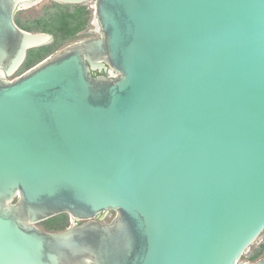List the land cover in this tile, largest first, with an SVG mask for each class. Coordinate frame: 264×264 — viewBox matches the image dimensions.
I'll list each match as a JSON object with an SVG mask.
<instances>
[{
	"label": "water",
	"instance_id": "1",
	"mask_svg": "<svg viewBox=\"0 0 264 264\" xmlns=\"http://www.w3.org/2000/svg\"><path fill=\"white\" fill-rule=\"evenodd\" d=\"M38 1L0 0V264H237L264 231V0H93L99 35L9 79L53 41L15 22Z\"/></svg>",
	"mask_w": 264,
	"mask_h": 264
},
{
	"label": "rangeland",
	"instance_id": "2",
	"mask_svg": "<svg viewBox=\"0 0 264 264\" xmlns=\"http://www.w3.org/2000/svg\"><path fill=\"white\" fill-rule=\"evenodd\" d=\"M93 0H89L82 4H63V3H53L52 0H40L37 3L30 5L26 8H21L15 14V22L19 27H23L25 23H29L31 28L30 31L36 30H45L49 33H53V38L55 33L59 35L61 38L62 36L69 34L70 32L74 31L80 20L69 19L70 22L67 27L64 28L66 24V18L68 19V13L71 11H75L77 7H83L86 11H88L87 21L83 28L77 32H75L71 37L66 39L64 42L58 44L57 46L53 47V54L58 49L62 48L63 46L72 43L74 41L97 36L99 32L97 31V27L95 22L93 21V9H92ZM63 27V28H62ZM57 30V31H56ZM51 43V42H50ZM48 43V44H50ZM47 44V45H48ZM41 51L42 48L37 47L28 50L26 61L24 62L23 66H29L37 62L41 58V53L37 51ZM34 52V53H32ZM50 54V55H51ZM24 68H21L9 79L14 78L21 72H23ZM113 215L112 212H107L104 214V220H108ZM75 220L68 215L67 219V227L73 224ZM37 226L44 230L49 231H57L54 229L48 228L49 226L44 221L39 222ZM261 244L264 245V231L261 235L256 239V241L248 248V250L242 255L241 259L239 260L238 264H241L245 261H250V255L258 249ZM264 253V250H263ZM262 255V252L260 253Z\"/></svg>",
	"mask_w": 264,
	"mask_h": 264
},
{
	"label": "trees",
	"instance_id": "3",
	"mask_svg": "<svg viewBox=\"0 0 264 264\" xmlns=\"http://www.w3.org/2000/svg\"><path fill=\"white\" fill-rule=\"evenodd\" d=\"M53 3H58V2L53 1ZM88 13L89 12L86 11L83 7H77V9L75 11L69 12L68 15H67V16H69V18L68 19L66 18V24L64 25V28L67 27V25L70 23V22H68L69 19H71V20L72 19L80 20V22L76 26L75 30L70 32L69 34H66V35L62 36V38L59 35H57V33H55L56 35H54L53 41L50 44H48V45L41 46L40 48H42V50L41 51L40 50L37 51V52L41 53V55H40L41 58L37 62L41 61L42 59H44L45 57L50 55L53 52L52 51L53 47H55L58 44L64 42L66 39L71 37L75 32L81 30L83 28V26L85 25L86 21H87ZM21 28L30 31L31 26H30L29 23H25L23 25V27H21ZM36 31L48 32V31H45V30H42V29L41 30H36ZM51 34H53V33H51ZM32 53H34V52H32ZM37 62H35L34 64H36ZM34 64L29 65V66H22V67L24 68V70H26L29 67L33 66ZM67 219H68V214L64 213V214H60V215L54 216V217H52L50 219H47V220L44 221V223H47V225L49 226L48 228L58 231V230H63V229H65L67 227ZM263 250H264V245H262V248L257 249L253 254H251L250 258L253 259V258L257 257Z\"/></svg>",
	"mask_w": 264,
	"mask_h": 264
},
{
	"label": "flooded vegetation",
	"instance_id": "4",
	"mask_svg": "<svg viewBox=\"0 0 264 264\" xmlns=\"http://www.w3.org/2000/svg\"><path fill=\"white\" fill-rule=\"evenodd\" d=\"M262 245H263V244H261V246H260L259 248H262ZM259 248H258V249H259ZM256 250H257V249H256ZM256 250H255V251H256ZM255 251H254V252H255ZM254 252H253V253H254ZM253 253H252V254H253ZM263 255H264V253H263V251H262V255L259 254V255H258L257 257H255V258H253V259L251 258L250 261H245V262H243V263H241V264H247V263L253 262V261H255L256 259L260 258V257L263 256ZM250 256H251V255H250ZM237 264H238V263H237Z\"/></svg>",
	"mask_w": 264,
	"mask_h": 264
},
{
	"label": "bare ground",
	"instance_id": "5",
	"mask_svg": "<svg viewBox=\"0 0 264 264\" xmlns=\"http://www.w3.org/2000/svg\"><path fill=\"white\" fill-rule=\"evenodd\" d=\"M28 6H30V5L22 4L20 8H26V7H28Z\"/></svg>",
	"mask_w": 264,
	"mask_h": 264
}]
</instances>
